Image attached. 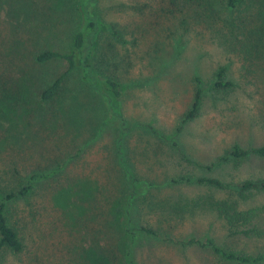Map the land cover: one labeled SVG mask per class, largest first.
Wrapping results in <instances>:
<instances>
[{
  "label": "trees",
  "instance_id": "obj_1",
  "mask_svg": "<svg viewBox=\"0 0 264 264\" xmlns=\"http://www.w3.org/2000/svg\"><path fill=\"white\" fill-rule=\"evenodd\" d=\"M106 1L109 11L124 15L122 26L111 23V20L110 23L103 20L99 14L98 2L94 7L95 11L90 13L82 0L79 8L82 18L71 35L66 50L44 49L34 55V62L38 66L53 61L62 62L65 70L61 73L47 78L39 71H33L32 79H28V76L24 75L27 72H22L21 75L12 73L14 72L12 56H5V60L0 59V115L4 119L0 117V146L4 142H20L18 146L20 153L27 155L31 148L37 151L38 147L36 148L35 143L47 137L48 142L53 143L55 148L62 144L61 149L69 151L63 155L67 156L66 161L61 158L63 156H55L44 161L41 164L43 167L38 166L30 170L15 168L11 183L5 186L0 183V264H3L8 255L18 256L25 250L17 228L8 221L7 205L11 202L28 203L29 211L37 212L41 216L50 204L56 205L59 202L65 208H68L70 203L78 204L77 209L81 213V218L88 215L89 224H93V221L101 222V231H97L98 233L93 232L89 227L86 228L85 235L90 237L93 243L98 244L103 240L107 244L110 238L108 234L114 237V241L109 243L111 245L109 250L105 252L96 250L94 254L98 257L93 256L95 263L120 264L126 257L127 260L123 264H131L129 263L131 243L123 239V234H132V231L128 224L125 225L120 220L123 210L120 208L119 197L124 183V175L120 167L131 179L132 187L136 182H146L150 186L163 182L164 185L194 183L213 190H230L238 193L250 190L264 191V181L259 179L229 184L216 177H195L190 174L167 176L166 161L163 157L173 153L185 155V149L191 146L184 144L180 147L176 140L167 139L162 133L160 134L152 123L128 119L122 113L117 114L118 137H112L110 143L97 146L99 141L96 139L104 134L98 129V118L89 110H85L84 115L80 112L81 106H85L83 102H88L86 94L82 96L80 91L74 90L75 87L70 88V81L75 78V84L87 86L85 91L90 90L105 96L109 106L114 102L119 105L129 88L146 87L143 77H153L157 84L162 78L158 62L166 61L167 55L177 56L191 43L190 34L204 35L209 29L211 31L212 27L215 28V34L211 33L213 35L211 41L220 49L238 55L244 54L247 57L245 61L249 62L251 67L254 66V61H257L259 63L257 67L262 68L264 0H220L219 7H217L219 0H197L198 2L196 0H125L119 4L117 3L120 0ZM193 5L195 9H191ZM213 17L216 19L218 17L220 22L216 23ZM153 26L156 27L155 30ZM127 30L132 38H125L128 34ZM194 46L196 47L197 44ZM135 61L144 62V68L149 69L152 75H144L140 69L141 72L136 76L122 79L121 74L128 73ZM228 77V68L220 65L214 69L208 81H204L196 73L182 78L186 80L181 81V84L187 89L190 86L191 100L179 117L175 136H180L186 124L197 117L204 98L203 85L207 84L211 92H227L234 86ZM36 81L35 89L31 82ZM142 103L148 104L145 101ZM14 108L19 111V117L29 125V127L22 126L20 132L13 129V126L15 128L20 126L19 121L14 119ZM4 121L9 124L4 125ZM44 132H47L46 136ZM148 136L158 140L165 137L170 143L164 142L163 147L159 141L151 142ZM141 150L143 155L140 161L141 165H145L142 166L146 171L145 176L135 169L134 155L142 154ZM55 153L56 151L54 155ZM83 154L88 158L87 166L83 168L87 174L75 172L71 168V164H75ZM249 156L264 158V145L254 148L233 145L206 166V169L213 170L230 162H240ZM67 164H70L69 172L62 174ZM149 174L153 178L148 177ZM63 175L75 177L77 180L72 186L58 188L56 180ZM41 188L48 189L47 200L40 196L38 190ZM134 192L133 189L129 198L133 197ZM54 193L58 198H53ZM28 198H32L33 202L28 201ZM115 199H118L117 205H112L105 212L110 201ZM133 204L138 207L139 217L143 207L148 210L159 209L160 216L165 217L159 222L158 230L145 225L139 226V230L147 236H154L180 247L208 248L216 257L231 264H261L264 260L262 254L252 255L240 250L224 249L211 238L199 239L194 236L182 238L171 235L174 226L168 224L165 228L163 222L168 223L174 218L175 223H184L186 214H192L186 201L181 198L159 200L145 195L136 198ZM211 205L217 216L222 219L227 233L250 235L249 229H240L239 225L250 221L251 212L239 211L236 208L237 202L229 198L228 202L215 201ZM127 211L125 209L128 215ZM104 214L113 219L117 218L115 228L111 227L113 224ZM123 227L126 230L119 232L120 236L117 235V229ZM167 230L169 233L165 234Z\"/></svg>",
  "mask_w": 264,
  "mask_h": 264
},
{
  "label": "rangeland",
  "instance_id": "obj_2",
  "mask_svg": "<svg viewBox=\"0 0 264 264\" xmlns=\"http://www.w3.org/2000/svg\"><path fill=\"white\" fill-rule=\"evenodd\" d=\"M97 2L100 8L99 14L103 20H107L108 23L111 20V23H118L119 26H122L124 15L121 16L120 12L114 14L109 11L106 0H83L90 13L95 11L94 7ZM121 2H125V0H120L117 4ZM196 2L198 1L196 0ZM81 3L82 0H0V59L5 60V56H12L14 58L12 68L14 72L12 73L21 75L22 72H27L24 75L28 76V79H32L31 72L33 71H39L47 78L64 71L65 65L59 61H53L44 66L36 65L34 55L44 49L66 50L71 35L82 18L79 10ZM219 6H221L220 0L217 4V7ZM195 8L193 5L191 9ZM213 19L216 23L220 22L218 17L217 19L213 17ZM155 29L156 27H154ZM211 29L204 35L190 34L191 43L187 46L183 44L185 48L177 56L167 55L166 61L158 62L159 66L156 62L160 77L162 76L158 83L155 84L153 77H143L146 87L129 88L123 102H119V105L114 102L109 106L105 96L90 90L85 91L87 86L75 84V78L71 79L70 88L75 87L74 90L80 91L82 96L86 94L88 100V102H83L85 106H81L80 112L84 115L85 110L91 111L98 118V129L104 132L102 137L96 139L99 141L97 146L110 143L112 137H118L119 118L117 114L122 113L128 119L152 123L160 134L162 133L167 139L176 140L180 147L184 144L191 146L185 149V155L173 153V155L163 157V160L166 161L167 176L190 174L195 177H216L229 184L241 183L244 180L259 179L264 181V158L256 156H249L240 162H230L215 167L213 170L206 169V166H209L233 145H238L241 148L264 145V64L262 68L257 67L259 63L254 61V66L251 67V64L245 61L247 57L244 54H240V56L231 51H223L215 42L211 41L213 40L211 33L215 34V28ZM126 33H128L125 35L126 39L132 38L129 35V30ZM194 44L197 46L195 47ZM120 51L122 50L120 49ZM220 65L228 68V78L234 86L227 92L217 91L215 93L208 90L207 84L203 85L204 98L197 117L186 124L180 136H175V127L178 125L179 117L187 109L191 100L190 86L187 89L185 85L181 84V81L186 80H182V78L190 77L196 73L204 81H208L214 69ZM144 67V62L135 61L128 73L121 74V77L125 79L129 76H136L141 70L144 75H152V72ZM2 70L4 71V69ZM31 83L36 89L37 81ZM142 101L148 104L144 105ZM33 103L34 101L31 102V104ZM14 112V119L20 123V126L17 125L18 128L13 126L14 131L20 132L22 126L29 127L27 122L19 117V111L14 108ZM0 117L4 120L1 115ZM30 121H33V117ZM8 124L9 122L4 121V125ZM44 134L46 136L47 132ZM148 137L151 142L159 141L163 147L164 142L170 143L165 137L161 140ZM44 138L43 141L35 143L36 148L38 147L37 151L31 148L27 155L20 153L21 150L18 148L20 142L1 144V185L5 186V184L11 183L15 168L30 170L38 166L43 167L41 164L47 159L63 156L69 152L61 149L62 144L55 148L53 143L48 142L47 137ZM165 150L168 149L165 148ZM141 153L134 155L135 169L145 176L146 171L142 168L145 165H141L140 161L143 155L142 150ZM61 158L66 161L67 156ZM87 162L88 158L83 154L80 159L75 161V164H71V168L75 172L87 174V171L83 170L87 166ZM69 165L67 164V168L62 171V174L69 172ZM120 171L124 175V183L119 197L120 208L123 210L120 220L125 225L128 224L132 231V234H123V239L131 243L129 263L231 264L216 257L208 248L175 246L141 232L139 230L141 225L158 230L159 222L165 218L160 216L159 209L148 210L144 207L141 217L137 215L138 207L133 204V201L145 195L148 198L159 200L181 198L186 201L192 214H186L184 223H175L174 218L168 223L163 222L165 228L168 224L174 226L171 235L182 238L190 236L199 239L211 238L224 249L240 250L248 254L264 256L263 190L238 193L230 190H213L194 183L164 185L163 182V184L157 182L151 186L146 182H136L132 187L131 179L127 173L121 167ZM148 177H152V175L149 174ZM76 180L75 177L63 175L56 182L58 188H66L69 187L68 185L72 186ZM133 189L135 190L134 195L129 198ZM38 192L44 200L48 199L47 188H41ZM53 198H58L56 193ZM228 198L237 202L236 208L239 211L251 212L250 221L247 224L239 225L240 229L251 231L249 236L227 233L222 219L217 216L211 205L215 201L226 200L228 202ZM28 201L33 202V199L28 198ZM116 202L118 199L110 201L105 212L112 205L116 206ZM27 204L11 202L7 205L8 221L17 228L25 250L18 256L8 255L3 264H96L93 259L94 255L97 256L94 254L96 250L105 252L111 248L109 243L114 241V237L110 234H108L110 238L107 244L103 240L99 241L100 239H96L99 241L98 244L93 243L92 239L85 235L87 227L96 233L101 231L102 225L100 226L101 222L98 221L89 224L88 215L81 218V213L77 209L78 204L70 203L68 208L62 207L59 202L56 205L50 204L43 216L37 212H30ZM95 206L97 207V204ZM201 208L204 210L202 211ZM125 209L128 210V215ZM120 213H122L121 209ZM107 219L113 224L111 227L115 228L117 218L113 219L109 216ZM124 227L123 229L116 228V234L120 236L119 232L126 230ZM168 233L167 230L165 234ZM125 260H127L126 257L120 264H123ZM261 264H264V260Z\"/></svg>",
  "mask_w": 264,
  "mask_h": 264
}]
</instances>
